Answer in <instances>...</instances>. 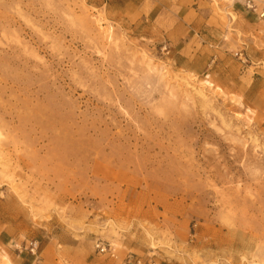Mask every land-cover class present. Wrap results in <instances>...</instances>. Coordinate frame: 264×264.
I'll use <instances>...</instances> for the list:
<instances>
[{
    "label": "rangeland",
    "instance_id": "374dc122",
    "mask_svg": "<svg viewBox=\"0 0 264 264\" xmlns=\"http://www.w3.org/2000/svg\"><path fill=\"white\" fill-rule=\"evenodd\" d=\"M2 231L36 264H264V0H0Z\"/></svg>",
    "mask_w": 264,
    "mask_h": 264
},
{
    "label": "crops",
    "instance_id": "0c3cea01",
    "mask_svg": "<svg viewBox=\"0 0 264 264\" xmlns=\"http://www.w3.org/2000/svg\"><path fill=\"white\" fill-rule=\"evenodd\" d=\"M15 241L10 232H0V264H36L40 256L38 251H41V248L39 247L38 251H29L23 248L21 242ZM36 242L39 246V242Z\"/></svg>",
    "mask_w": 264,
    "mask_h": 264
},
{
    "label": "built area",
    "instance_id": "2783aa9c",
    "mask_svg": "<svg viewBox=\"0 0 264 264\" xmlns=\"http://www.w3.org/2000/svg\"><path fill=\"white\" fill-rule=\"evenodd\" d=\"M31 245H32L31 251H36L38 249V243L36 241L32 242ZM97 248L102 253L111 252L112 250L111 245L105 244L103 242L97 243ZM137 264H155V263L152 262L143 263L142 259H137Z\"/></svg>",
    "mask_w": 264,
    "mask_h": 264
}]
</instances>
